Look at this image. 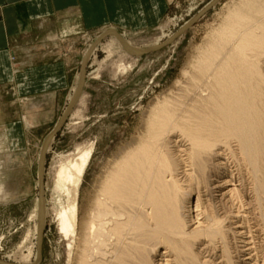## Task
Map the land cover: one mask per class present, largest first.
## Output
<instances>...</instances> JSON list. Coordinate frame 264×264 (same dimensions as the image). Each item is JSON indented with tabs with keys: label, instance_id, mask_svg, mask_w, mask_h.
Segmentation results:
<instances>
[{
	"label": "bare ground",
	"instance_id": "1",
	"mask_svg": "<svg viewBox=\"0 0 264 264\" xmlns=\"http://www.w3.org/2000/svg\"><path fill=\"white\" fill-rule=\"evenodd\" d=\"M218 25L191 63L193 71H185L189 86L149 107L145 131L111 162L81 214L80 187L92 147L56 170V217L59 230L71 239L68 257L74 254V264H264V0H241ZM146 49L127 47L131 53ZM78 78L80 88L83 73ZM214 157H220L212 169L221 180L212 188L241 181L244 198L252 194L251 201L243 195L232 201L236 210L220 202L222 217L219 207L201 203L206 192H214L209 188L214 177L206 175ZM42 162L41 157L40 173ZM42 199L31 213V218L38 214L39 235ZM240 212L261 216L248 226L247 237L225 224ZM203 213L209 218L205 225L198 217ZM39 242L40 237L37 250ZM38 258L37 251L35 262Z\"/></svg>",
	"mask_w": 264,
	"mask_h": 264
},
{
	"label": "rangeland",
	"instance_id": "2",
	"mask_svg": "<svg viewBox=\"0 0 264 264\" xmlns=\"http://www.w3.org/2000/svg\"><path fill=\"white\" fill-rule=\"evenodd\" d=\"M240 1L172 0L159 25L149 31L123 33L116 28H106L84 34L75 33L77 29L69 27L71 34L60 50L75 60L74 79L70 87L56 95L50 92L25 94L23 80L16 77L25 63H13V76L8 79L5 74L0 78V195H5L0 200V264H74V254L72 259L68 257L71 239L59 230L56 217L57 197L53 190L56 170L61 163L77 156L80 150L92 147L80 187L81 214L88 195L111 162L145 131L149 107L156 100L181 93L189 86L185 71H193L191 63L214 37V30L229 7ZM128 46L150 50L131 53ZM30 55L31 51L27 50L19 59H32ZM81 73V92L75 96ZM214 158L207 163L212 171L207 168L206 175L214 177V180L208 177L209 188L217 186L221 180L216 178L212 169L220 157ZM212 189V196L206 192L201 198L203 208H218L221 202L223 206H234L232 210H236L235 204L241 195L245 201L252 200L249 193L244 198L246 192L241 181ZM189 198L191 202L196 199L194 190ZM37 199H42L44 206L40 235L38 214L31 218L39 203ZM221 208H218L220 211L217 209V215L221 213L222 217L225 209ZM242 213L230 219L232 223L225 224L234 232L242 230L247 237L248 226L252 227L259 214H244L247 216L243 217ZM206 214L198 216L202 217L201 225L209 219ZM259 216L257 219H261ZM238 224L242 227L235 228ZM194 227L192 225L189 230ZM39 237L41 258L35 262ZM228 241L232 242L231 239ZM240 245L242 243L237 244ZM220 255L219 252L215 261ZM162 263L166 262L163 260Z\"/></svg>",
	"mask_w": 264,
	"mask_h": 264
},
{
	"label": "crops",
	"instance_id": "3",
	"mask_svg": "<svg viewBox=\"0 0 264 264\" xmlns=\"http://www.w3.org/2000/svg\"><path fill=\"white\" fill-rule=\"evenodd\" d=\"M171 1L0 0V78H11L18 61L25 63L16 75L25 94L63 93L74 79L75 60L60 50L71 34L69 27L84 34L106 28L149 31L159 25ZM27 50L32 59H19Z\"/></svg>",
	"mask_w": 264,
	"mask_h": 264
},
{
	"label": "water",
	"instance_id": "4",
	"mask_svg": "<svg viewBox=\"0 0 264 264\" xmlns=\"http://www.w3.org/2000/svg\"><path fill=\"white\" fill-rule=\"evenodd\" d=\"M117 32V31H116ZM117 35L119 36V34L117 33ZM120 39H121V41L123 40L121 37H119ZM150 49H148V50H146V51H144V52H147V51H149ZM38 253H39V259L41 258V252H40V250H38Z\"/></svg>",
	"mask_w": 264,
	"mask_h": 264
}]
</instances>
